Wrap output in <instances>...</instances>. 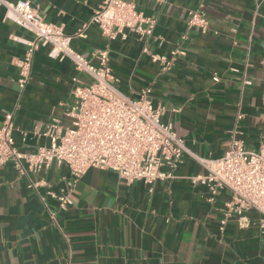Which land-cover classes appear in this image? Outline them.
Segmentation results:
<instances>
[{
    "label": "crops",
    "instance_id": "1",
    "mask_svg": "<svg viewBox=\"0 0 264 264\" xmlns=\"http://www.w3.org/2000/svg\"><path fill=\"white\" fill-rule=\"evenodd\" d=\"M29 1L45 20L62 24L72 47L93 63L94 53L107 48L116 86L133 97L149 88L187 151L172 178L152 185L127 184L116 172L99 168L87 169L69 185L68 167L52 162L30 175L46 183L35 191L11 162L0 167V264H264L258 213L247 211L244 227L234 215L221 225L230 193L220 190L208 202L206 188L189 179L206 172L195 156H222L233 131L246 148L264 144V0H133L156 20L150 52L185 50L168 70L142 52L144 40L136 33L109 41L94 24L83 29L102 0ZM196 9L206 14L205 30L187 27L188 12ZM4 13L0 5V123L13 111L15 146L33 152L48 144L33 128L43 129L52 116L68 124L63 112L73 78L80 84L89 78L69 59L49 58L47 47H39L20 91L15 60L26 47L13 37L32 34ZM243 73L250 85L242 84ZM47 190L68 193L72 203L60 208L48 197L45 206L38 193Z\"/></svg>",
    "mask_w": 264,
    "mask_h": 264
},
{
    "label": "built area",
    "instance_id": "2",
    "mask_svg": "<svg viewBox=\"0 0 264 264\" xmlns=\"http://www.w3.org/2000/svg\"><path fill=\"white\" fill-rule=\"evenodd\" d=\"M0 5L5 8L6 19L32 34L30 39L13 37L26 47L23 56L15 60L20 91L30 78L33 55L39 47H47L49 58L69 59L78 72L89 78L88 82L81 84L77 77L73 78L75 85L71 90V101L66 103L63 112L68 124L52 116L43 129L39 126L33 128V135L48 139V144L37 145L33 152L16 148L12 136L14 112L6 113L0 123V167L11 162L19 176L28 178L27 187L35 191L46 183L34 181L30 175L52 162L68 167L69 185L77 182L89 168L114 171L127 184L140 180L152 185L158 180L172 178L187 148L175 135L171 121L163 120L165 109L153 102L150 89L140 90L135 97L121 91L109 65L107 48L94 53L96 62L93 63L72 47V36L64 32L62 24L45 20L29 0H0ZM155 22V18L140 12L133 0H102L83 24V29L94 24L109 41L124 40L129 32L136 33L144 40L142 52L149 53L153 61L159 62L161 69L168 70L185 50L176 46L168 53L150 52L147 44ZM186 24L188 28L205 30L208 26L206 14L199 9L191 10ZM77 35L81 36V33ZM260 69L264 77V54ZM213 79L218 80L216 76ZM242 84H251L244 73ZM240 117L239 113L237 118ZM233 133L222 156H195L206 172L189 179L206 188L208 202H213L220 190L230 193L222 209L221 225L234 215L238 225L244 227L247 225L246 212H257L264 242V144L255 149L246 148L243 140ZM38 196L45 206L48 197L55 199L60 208L72 203L68 193L47 190L45 195L38 193Z\"/></svg>",
    "mask_w": 264,
    "mask_h": 264
}]
</instances>
